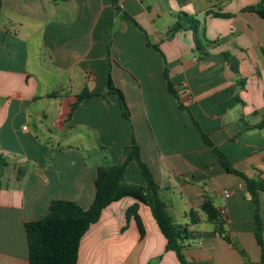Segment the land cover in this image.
I'll use <instances>...</instances> for the list:
<instances>
[{"label": "crops", "instance_id": "1", "mask_svg": "<svg viewBox=\"0 0 264 264\" xmlns=\"http://www.w3.org/2000/svg\"><path fill=\"white\" fill-rule=\"evenodd\" d=\"M117 1L163 56L111 0H0V158L7 163H0V264H29L25 224L45 216L53 200L88 209L97 169L122 164L134 141L173 222L189 232L188 264H263L247 183L223 168L194 121L236 170L264 179V128L247 129L264 121V20L243 11L264 0ZM181 14L196 19L207 40H221L208 56L196 50L192 30L169 38ZM223 53L236 58L237 71L218 58ZM166 67L188 111L169 93ZM109 69L130 120L107 94ZM85 89L95 96L71 114ZM125 180L145 185L135 161ZM207 199L225 209L232 243L201 210ZM259 202L264 228V192ZM135 203L124 198L103 211L81 241L78 264H181L138 203L140 239L126 218Z\"/></svg>", "mask_w": 264, "mask_h": 264}, {"label": "trees", "instance_id": "2", "mask_svg": "<svg viewBox=\"0 0 264 264\" xmlns=\"http://www.w3.org/2000/svg\"><path fill=\"white\" fill-rule=\"evenodd\" d=\"M55 2H65L68 0H54ZM117 13L129 19L133 25L142 32L148 47L162 54L158 45L151 44L146 31L139 23L130 17L118 4L117 0H111ZM244 12L257 14L264 20V3L261 2L256 6L245 8ZM217 17H231V15H217ZM184 30H192L196 44V50L203 56H208L206 48L218 44L221 40L209 41L203 35V29H200L199 23L193 17L186 14L178 16L177 22L169 29V38L175 33ZM218 58L228 62L232 69L238 70V62L230 53H223ZM110 66V63H109ZM165 80L169 93L177 101L181 110L188 111L182 103L176 86L170 79L167 67L165 68ZM107 94H115L118 97L122 115L125 119L130 120L131 113L127 105L125 96L121 90L113 84L110 69L106 77ZM95 94L85 89L72 106L71 114L84 102L88 101ZM201 137L207 147L218 155L221 165L230 174L240 177L247 183L248 194L255 203V237L258 244L262 247V263L264 264V239H263V222L261 217V207L259 202V193L264 192V179L248 178L242 172L236 170L228 158L219 151L213 144L207 134H205L198 123L194 121ZM264 121L256 126H247V129H262ZM135 161L141 170L145 179V185L130 184L125 180V173L128 165ZM0 163L7 166V163L0 158ZM25 169L19 168L18 178L22 179ZM95 197L88 209H83L78 203L69 200H53L48 208V212L42 218L25 224L29 247V264H78L79 249L81 241L87 234L92 225L99 222L103 211L124 198H132L137 203L128 208L126 218L129 221L133 218L137 224L140 239L146 235L142 218L139 214V204L147 206L151 215L156 222L161 233L166 239V250L175 252L181 264H188L183 250L185 240L189 238L187 229L175 224L167 211L166 204L161 197L160 186L155 181L154 175L149 166L141 159L140 148L134 141V146L129 152L126 160L120 165L102 166L97 169L95 181ZM201 210L206 214L207 220L215 227V233L232 243V240L225 229V221L219 214L212 200L207 199L201 206ZM192 215V214H191ZM193 223H197L193 220ZM127 226L123 228V231Z\"/></svg>", "mask_w": 264, "mask_h": 264}, {"label": "built area", "instance_id": "3", "mask_svg": "<svg viewBox=\"0 0 264 264\" xmlns=\"http://www.w3.org/2000/svg\"><path fill=\"white\" fill-rule=\"evenodd\" d=\"M89 78H91V76H89ZM23 130H27V127H24L23 128ZM225 195L228 197V196H230V193L229 192H225ZM219 214H220V216L224 219V220H226L227 219V213H226V211H225V209H220L219 210Z\"/></svg>", "mask_w": 264, "mask_h": 264}, {"label": "rangeland", "instance_id": "4", "mask_svg": "<svg viewBox=\"0 0 264 264\" xmlns=\"http://www.w3.org/2000/svg\"><path fill=\"white\" fill-rule=\"evenodd\" d=\"M159 260V259H158Z\"/></svg>", "mask_w": 264, "mask_h": 264}]
</instances>
